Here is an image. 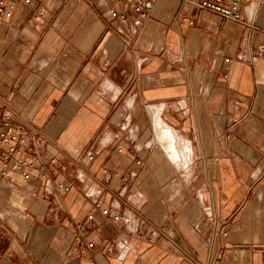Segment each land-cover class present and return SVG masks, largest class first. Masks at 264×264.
<instances>
[{
	"label": "crops",
	"instance_id": "crops-1",
	"mask_svg": "<svg viewBox=\"0 0 264 264\" xmlns=\"http://www.w3.org/2000/svg\"><path fill=\"white\" fill-rule=\"evenodd\" d=\"M6 4L0 116L57 172L0 180V264H207L216 242L219 264H264V0L240 23L176 0L146 19L116 0Z\"/></svg>",
	"mask_w": 264,
	"mask_h": 264
},
{
	"label": "built area",
	"instance_id": "built-area-1",
	"mask_svg": "<svg viewBox=\"0 0 264 264\" xmlns=\"http://www.w3.org/2000/svg\"><path fill=\"white\" fill-rule=\"evenodd\" d=\"M25 4H29L30 0H22ZM119 4L132 10L140 16L141 19L148 18L149 11L155 4L156 0H116ZM180 3L193 6L199 11L208 12L219 19L230 22L240 23L241 21V5L248 3L250 0H176ZM13 7L6 4V0H0V19L9 18L12 14ZM108 15L112 18H116L119 21H125L127 19L125 12L119 13L111 8L108 11ZM183 21H186L182 17ZM191 25L192 23L189 22ZM256 57H261L264 61V44H261L257 48ZM230 59H224L223 63L230 64ZM227 74L224 75V78ZM264 83V82H263ZM33 141L32 136L28 132L23 131L19 126L15 125L11 121V113H4L0 116V180L9 181L12 184H27L33 181L34 178H47L48 176H54L57 172L56 158H49L44 160L36 155L30 154L27 150L30 143ZM36 147L40 148V142H35ZM121 152V149H118ZM92 159V155L87 157ZM141 162L137 161L136 165H140ZM105 172V170H104ZM58 187L64 192H68V187L59 184ZM35 196V193H33ZM101 214L103 216H109L108 209H102ZM92 215L88 214L85 221L77 222L72 229V245L77 248L81 255H85L89 250L96 249V244L92 241H87V237L91 233H98L99 228L91 225L93 219ZM113 221L120 222L119 215L112 217ZM225 223L217 221L216 236L225 238L228 234ZM151 241V240H149ZM110 251V249H108ZM223 245L220 242H216L214 250L211 255V259L207 264H219L223 258Z\"/></svg>",
	"mask_w": 264,
	"mask_h": 264
}]
</instances>
